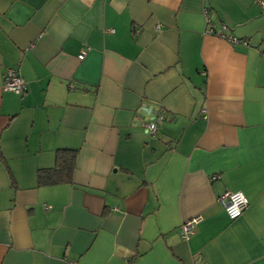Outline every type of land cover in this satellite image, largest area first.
<instances>
[{"label": "crops", "instance_id": "obj_1", "mask_svg": "<svg viewBox=\"0 0 264 264\" xmlns=\"http://www.w3.org/2000/svg\"><path fill=\"white\" fill-rule=\"evenodd\" d=\"M262 1L0 0V264H264Z\"/></svg>", "mask_w": 264, "mask_h": 264}, {"label": "built area", "instance_id": "obj_2", "mask_svg": "<svg viewBox=\"0 0 264 264\" xmlns=\"http://www.w3.org/2000/svg\"><path fill=\"white\" fill-rule=\"evenodd\" d=\"M264 5V1L261 2ZM205 13L208 14V10H205ZM227 25H223L222 29L218 31L217 33L220 36H224V31L226 30ZM233 42L238 41L235 37L230 36L229 37ZM246 43V41H244ZM79 57L82 59L84 58V54L79 55ZM4 88L16 93H23L26 90V81L23 78V76L15 69V68H8L7 70V76L6 81L4 83ZM163 119L162 114L156 113L151 120L148 122L146 130L150 134H155L158 130V123ZM243 195L244 200H246V203L241 201L239 203V209L240 214L235 216L230 215L229 209L232 208V206L239 200L240 195ZM220 201L222 202L223 206L225 207L226 213L229 216L230 219H236L240 217L243 212L247 209L249 205V200L245 193L241 190H227L220 198ZM199 221V217L193 218L190 221L184 223L181 226V236L183 239H188L189 235L194 231L196 223ZM75 264V263H71Z\"/></svg>", "mask_w": 264, "mask_h": 264}, {"label": "trees", "instance_id": "obj_3", "mask_svg": "<svg viewBox=\"0 0 264 264\" xmlns=\"http://www.w3.org/2000/svg\"><path fill=\"white\" fill-rule=\"evenodd\" d=\"M78 150L59 148L56 151V164L52 167L40 168L37 173L39 185H54L72 182L76 169Z\"/></svg>", "mask_w": 264, "mask_h": 264}, {"label": "clouds", "instance_id": "obj_4", "mask_svg": "<svg viewBox=\"0 0 264 264\" xmlns=\"http://www.w3.org/2000/svg\"><path fill=\"white\" fill-rule=\"evenodd\" d=\"M241 201L246 203V200H244V197L242 194L240 195L239 200H237V202L232 206V208L229 209V213L231 216H233V218L240 214L239 203Z\"/></svg>", "mask_w": 264, "mask_h": 264}, {"label": "water", "instance_id": "obj_5", "mask_svg": "<svg viewBox=\"0 0 264 264\" xmlns=\"http://www.w3.org/2000/svg\"><path fill=\"white\" fill-rule=\"evenodd\" d=\"M155 114H156V112H155Z\"/></svg>", "mask_w": 264, "mask_h": 264}]
</instances>
